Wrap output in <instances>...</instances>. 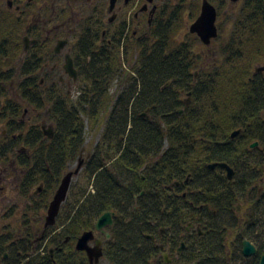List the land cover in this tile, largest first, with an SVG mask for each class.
Instances as JSON below:
<instances>
[{
    "label": "trees",
    "instance_id": "obj_1",
    "mask_svg": "<svg viewBox=\"0 0 264 264\" xmlns=\"http://www.w3.org/2000/svg\"><path fill=\"white\" fill-rule=\"evenodd\" d=\"M163 13L147 39L121 36L103 46L96 38L81 39L75 60L82 59L85 69L77 96L60 83L46 89L33 80L35 70L27 65L36 55L28 58L19 97L50 110L49 138L39 126L25 132L24 105L8 98L5 84L14 80L23 52L17 24L0 7V125L6 132L0 164L20 173L21 195L40 186L47 209L69 166L82 157L85 122L95 126L106 110L108 115L103 148L85 156L81 184L70 189L57 225L44 230L36 216L25 218L0 236V264H90L75 246L108 212L115 217L104 249L107 264H166L162 253H177L182 241L186 248L176 264H258L238 250L243 238L252 239L249 228L264 212V193L258 195L264 181V77L253 71L264 63V0H246L234 23L238 35L230 45L220 44V59L211 64L196 56L197 36L175 38L186 14L195 20L199 7L179 0L165 3ZM184 92L192 93L190 106ZM221 163L235 169L232 181L224 170L210 169ZM244 212L245 230L239 220ZM189 224L202 234L187 233Z\"/></svg>",
    "mask_w": 264,
    "mask_h": 264
},
{
    "label": "flooded vegetation",
    "instance_id": "obj_2",
    "mask_svg": "<svg viewBox=\"0 0 264 264\" xmlns=\"http://www.w3.org/2000/svg\"><path fill=\"white\" fill-rule=\"evenodd\" d=\"M104 1L105 0H0V7L4 8L3 10L12 16L13 20L17 24V28L19 32L20 33L22 32L23 40L24 41L30 40L31 42L29 43V45L31 44V47L33 49H35V46H38L37 49L40 52H45L46 54H48L47 49L49 50L51 49V47L48 46L47 41L48 40L50 41V39L52 40L53 38H56V35H54V31H57V32L65 31L66 34L69 33V35L77 33L79 36L78 43L75 46V50L73 51V53L70 52L65 56V62L63 64L54 63L53 65L51 64H45V65L46 66L51 65L50 71H56L58 69L59 70L63 69L66 72V68H65L66 58L67 56H71V58L73 59L74 68L78 72V79H79L80 77L79 72L85 69V67L81 63H79L80 61H82V59H78L79 61L75 60L76 59L75 53L77 51L76 49L81 39L89 36V37L98 39L99 44L102 42L103 43L106 42L109 45L112 43L113 39H115L116 37H121V36L129 37L130 35H132L138 40L147 39L150 36V29H151V26L156 16L158 17V24H159L162 21L161 20L162 18L160 16L164 14L163 4L161 6L154 5L155 0H153L151 3H149L148 0H117L113 11L110 10L111 0H109V7L107 6V8L105 6ZM175 1H179V0H175ZM188 1H189V6L191 8H195L196 6L199 7V14L197 17L199 18V16L202 13V7H203L205 0H202L201 2L197 0H188ZM206 1H208L217 10L216 25L218 28V37L215 39H212L210 43V45H212L214 41L219 40L220 34H221L220 25L218 24L221 14L219 12L218 7L220 6L234 7L236 5L241 4L243 8V5L245 4L246 0H238L237 2H234L233 0H206ZM104 9L107 10V13L111 15L109 16L107 20H105L106 12ZM133 10H134V13L132 14ZM88 11H93V14L91 17H87L88 15L87 13H89ZM236 16L237 15H235L234 21L236 20ZM197 18L193 22H195ZM91 19H94V22ZM72 24H76L77 28H72L71 27ZM235 35H238V34L235 32H230L226 36L224 41H221L220 43L217 44V48H216L217 50L214 53L216 55L217 54L219 55L220 53L219 48H221L220 44L223 45L225 43L226 45H230L231 44L230 39L234 37ZM62 40L63 39H59V41H62ZM64 40L68 41V44L66 45V47H68L69 39L65 37ZM100 45L103 46L104 44H100ZM24 49L26 52L25 47ZM53 52L55 53V48L53 49ZM56 55H60V54H56ZM213 62H215V60H213ZM208 64H211V63H208ZM260 67H257L254 69V76L260 75L264 77V71H259ZM67 76L69 75L67 74ZM78 79H74L69 76V81L71 83H77ZM61 80L63 81L62 78ZM191 100H192V93H191L189 100L188 99L184 100L185 105L187 106L189 102H191ZM181 111H183V109ZM183 114H184V111H183ZM179 115H180V111H179ZM255 144H257L258 146V143H255ZM255 147H253L252 145V148H255ZM218 168L224 170L228 178L227 170L222 168L221 166H217L215 169H212V170H216ZM233 170H234V177H235L236 171L235 169ZM261 184H263L262 186H264V181H262ZM261 184L259 185L258 195H262L264 193V191H262L263 189L261 188ZM253 190H254V187H252L249 192H252ZM184 196H186V194ZM63 204H65V202ZM62 207H61L59 216L61 215ZM112 214H114L112 217L113 224H114L115 213H112ZM246 215H247L246 212H244L242 216L239 217L240 226L241 228H243V230H245L246 228L245 226L246 220H244ZM259 218L260 219L257 220L254 228H249V230H252L251 231L252 239H250L249 237L243 238L240 244L241 245L240 250H238L237 246H240V245H237L238 241L236 240V238L232 240V243L234 242L237 243V244H234L233 246L235 247V249L237 247V250L242 255V257L244 258L256 257L258 259V264H261L262 258L264 256V252L260 253L259 248L261 247L262 249H264V243L258 244V242L259 240L264 241V212ZM58 219L59 218H57L56 220V224L53 226H50L49 228L55 227L57 225ZM192 225L194 226V228H191L190 231H187L185 227V230L187 233L197 230L199 234H202L200 227L195 226L194 224ZM112 226L113 225L105 227L104 232H97V230L95 232L93 231L95 233V238L94 240L90 242V246L91 247L96 246L97 241H100L102 243L101 245H102L103 255L100 258L99 263L102 260L106 261L104 249H105V245L107 241L111 239V234L109 233L108 228ZM49 228H44V230H49ZM107 234H110V238H108ZM40 240L41 239H37L35 242L38 243ZM245 240L250 241L251 244L254 245L255 248L257 249V254L255 256H252V257L244 256L243 243ZM182 243L185 244L184 241H182ZM182 243H181V247H182ZM185 248H186V245H185ZM185 248L182 251L180 250L181 248H179L177 250V253L178 254L183 253L185 251ZM35 252H36V249L34 248L33 254H35ZM79 252H84V251H79ZM50 253L51 255H53L54 253L53 248L50 249ZM177 253H171L169 249H166V251L162 253L165 263L166 264H176L177 259L179 258ZM164 254H168V258L171 262H166ZM7 256L8 255L6 254V258H8ZM87 258L89 260L88 255H87Z\"/></svg>",
    "mask_w": 264,
    "mask_h": 264
},
{
    "label": "rangeland",
    "instance_id": "obj_3",
    "mask_svg": "<svg viewBox=\"0 0 264 264\" xmlns=\"http://www.w3.org/2000/svg\"><path fill=\"white\" fill-rule=\"evenodd\" d=\"M197 1L201 2L202 0H197ZM104 2H105L106 8L107 6L109 7V0H105ZM168 2L174 3L175 0H155L154 5L161 6L162 4L164 5L165 3H168ZM241 8H242L241 4L236 5L234 7L226 6L225 9H223L222 12L220 13L221 16H220L218 24L221 27L222 39H219L218 41H214V43H212V45L210 46L202 42L200 43L197 42L198 45L195 49V52H196V56L200 57V61L202 64L203 63H206V64L215 63L217 59H220L219 57L220 55L218 54L216 55L214 53L217 50L216 49L217 44L220 43L221 41H224L226 36L230 32H233L234 23H235L234 21L235 15H238L239 12H241L242 10ZM1 9H4V8L1 7ZM88 12L89 13H87L88 14L87 17H91L93 14V11H88ZM105 12H106L105 20H107L109 16L111 15L107 13V10H105ZM133 13H134V10L132 11V14ZM91 20L94 22V19H91ZM193 21L194 19L192 20L189 14H186L182 22L183 28L175 38L178 39L180 42L186 41L187 38H189L190 27L194 23ZM71 27L77 28L76 24H72ZM54 35H56V38H53L52 40L50 39V41L49 40L47 41L48 46H50L52 50L47 49L48 54H46L45 52H40L37 49L38 46H35V49H33L31 47V44L29 45L31 41L30 40L24 41L22 38V32L21 33L19 32L20 50H22L23 54L17 58L18 59L17 65H15L16 67L14 68L15 69L14 80L11 81L9 84H5V85H7L9 88L8 98L17 100L18 102L24 105L25 113L23 114L22 120L25 123V129H26L25 132H28L33 126H39L42 130H43V127H45V130L47 131L54 129L53 123L50 120V116H49L50 110L48 108L37 110L36 108L26 105L24 101L19 97L18 85L25 79V76L23 75V69L27 70L25 66L28 62H30V59H28L29 57L32 58L31 56L36 55L35 59L32 60L33 62L31 61L32 64L27 65V68L31 70L33 69L35 70L34 74L31 77L34 78L33 80L41 82V85L44 86L46 89L47 88L49 89L51 88V86L56 85V84L59 85L60 83L62 84L61 86L65 88V90H67L66 92H70L72 96H77L78 95L77 90L81 86V83H82V82L80 83L79 79H78L79 83L78 81L77 83H71L69 81V76H67V73L63 69H60V70L58 69L56 71H50L51 65H53L54 63L63 64L65 62V56L70 52L73 53V51L75 50V46L78 43V38H79L77 33L69 35V33L66 34L65 31H59V32L54 31ZM65 37L69 39V45L68 47L65 46V48L61 51V53H59L60 55H56L58 53L55 52L56 53L55 54L53 52V49L57 47L59 39L64 40ZM105 43L106 42L104 43L102 42L100 44H105ZM24 47L26 48V52H25ZM213 60H215V62H213ZM35 62H37V65L39 67L35 66L36 64L34 65ZM123 62H124L123 67L127 68L128 63L126 62V60H124ZM45 64H51V65L46 66ZM263 65L264 63H257L254 66V69L259 66H263ZM4 69L9 70L11 68L8 67ZM61 78L63 79V81L61 80ZM115 89H116L115 86H113L111 88V93H114ZM189 94H191V92H187V93L184 92V95L182 97L183 100H187V99L189 100L190 99ZM4 101L5 99L2 100V102ZM190 105H191V102H189L187 106H190ZM106 111L102 116L100 115L99 121L97 124H95V126L93 124V122L95 121L93 122L91 121L89 124V122L86 121L88 118H85V116L81 115V118L86 121V122L84 121L85 123H87V128H86V135H85L86 142L83 147V154L81 155L82 157L80 158V160L84 161L85 156H87L89 153H92L97 147L103 148L104 142L102 140V136L104 133V126L106 125L105 122L108 117V115H106L107 114ZM4 130H5L4 126L0 125V140H1V135L3 133L6 134ZM24 150H28V149L24 148ZM79 161L69 166L68 173L71 171H75L77 169ZM12 168L11 169L5 168L2 164H0V236L5 235L8 232V230H11L12 232L15 229L19 228L21 225L24 224L23 221L25 218L29 219L33 215L36 216L37 219H39L37 220L38 226H40L41 229L45 228L46 218L48 216V210L50 206L49 204L47 209L43 208L44 204L40 202V198L38 197V195L41 193V192L38 193V189L40 188V186L34 187V189L32 190V192L30 193L28 197L21 195L20 193L21 191L19 189V184L21 183L20 173L17 170H14L15 168L14 169ZM82 174H83V169L80 171V173L77 176L73 178L71 188L72 186L76 184H81ZM66 175H64V177ZM262 185L263 184H261V188L263 189L262 191H264V186ZM263 243H264L263 240H259L258 242V244H263ZM99 264H107V262L102 260Z\"/></svg>",
    "mask_w": 264,
    "mask_h": 264
},
{
    "label": "water",
    "instance_id": "obj_4",
    "mask_svg": "<svg viewBox=\"0 0 264 264\" xmlns=\"http://www.w3.org/2000/svg\"><path fill=\"white\" fill-rule=\"evenodd\" d=\"M117 0H111L110 2V10L113 11L116 5ZM153 0H148L149 3H151ZM234 2H237L238 0H233ZM217 20V10L215 7H213L208 1H204L203 7H202V13L199 16V18L191 25L190 27V33L197 35L202 43L206 45H210L212 39H215L218 37V28L216 25ZM68 44V41H59L57 44V47L55 48L56 53H61V51L65 48V46ZM66 73L71 76L74 79L78 78V73L74 68L73 59L70 56H67L66 58ZM259 71H264V66H261L259 68ZM191 96V94H189ZM183 114V111H180V115ZM43 130L45 132V135L49 138L53 137V130H45V127H43ZM241 133L240 131H236L232 134V138H237ZM257 146V144H254L253 147ZM217 166H221L222 168L226 169L228 172V178L229 180H232L234 178V170L226 163L221 164H212L210 165L211 169H215ZM84 167V161L80 160L78 167L75 171L69 172L62 180L59 188L57 189L54 198L52 202L50 203L49 210H48V216L46 218V226L45 228H49L50 226H53L56 224V220L60 214L61 207L63 203L67 200L72 180L75 176H77L80 171ZM113 215L111 212H108L104 214L97 222L96 224V230L97 232H104L105 227L113 225ZM191 228H194L192 224H190L188 227H186L187 231H190ZM108 238H110V234H107ZM95 233L94 232H86L84 233L78 240L76 249L78 251H84L87 253L90 264H98L100 261V258L103 255L102 251V243L100 241H97L96 246L91 247L90 242L94 240ZM148 239L155 240L154 236H148ZM185 248V244L182 243L181 251ZM243 254L245 257H252L257 254V249L254 245L251 244L250 241L245 240L243 243ZM164 257L166 259V262H171L168 258V254H164ZM261 264H264V256L262 258Z\"/></svg>",
    "mask_w": 264,
    "mask_h": 264
}]
</instances>
